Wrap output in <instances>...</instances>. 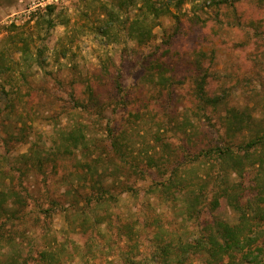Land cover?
<instances>
[{
  "label": "rangeland",
  "instance_id": "1",
  "mask_svg": "<svg viewBox=\"0 0 264 264\" xmlns=\"http://www.w3.org/2000/svg\"><path fill=\"white\" fill-rule=\"evenodd\" d=\"M147 1L169 11L153 17L145 0L121 10L120 0H0V188L24 201L1 232V262L120 264L125 227L143 258L169 238L192 240L203 222L237 220L227 205L190 217L185 191L217 169L188 156L220 144L226 108L253 120L235 143L264 130V1ZM135 21L147 41L129 35ZM204 72L206 94L222 96L213 111L194 96ZM73 129L84 146L68 153L62 138ZM172 171L187 178L173 196L158 184ZM255 174L229 177L245 201ZM40 252L54 260L38 262Z\"/></svg>",
  "mask_w": 264,
  "mask_h": 264
},
{
  "label": "trees",
  "instance_id": "2",
  "mask_svg": "<svg viewBox=\"0 0 264 264\" xmlns=\"http://www.w3.org/2000/svg\"><path fill=\"white\" fill-rule=\"evenodd\" d=\"M145 1V7H148L147 10L153 17L158 15L159 10L164 9L165 13L169 11L167 4L157 8L149 1ZM168 2L178 9L183 0H168ZM134 4L135 0H120L118 10ZM48 9L51 10L50 7ZM144 23L135 21L130 23L129 27V35L140 43L150 38V30L142 27ZM206 77L207 73L204 72L195 80L194 96L201 111L205 109L213 111L223 103L222 96L206 94ZM221 122L225 137L221 139L220 144L201 150L199 154L188 156L189 161L187 160L200 163L208 160L216 167V175L208 174L210 180L208 184H195L196 188L190 186L184 193L183 201L190 217L193 213H198L202 205H207L213 211L220 209L222 205H227L237 215L235 223L229 224L220 220L203 222V228L197 237L190 241L169 238L164 243L156 244L151 254L143 258H137L138 242L135 240L136 236L132 228L125 227L127 250L120 264H190L195 256L203 257L205 264H264V130L258 128L248 141L235 143V137L241 136L249 128L250 133L252 118L246 110L226 108ZM62 139L64 151L68 153L75 151L78 146H84L85 138L82 134L76 133V129L65 134ZM251 167L256 168L254 180L256 196L245 201L242 182H230L229 177L233 172L235 177L240 179L243 172ZM186 181L187 178L179 177L172 171L158 184L163 194L173 196L175 192L181 193V189L187 187ZM95 185L97 187L98 183L95 182ZM204 191L211 193L207 203L204 202ZM21 197L12 188H0V240L1 232L10 227L9 223L21 219L24 215V201ZM53 258L51 254L40 252L37 261L54 260ZM0 264H16V262L10 258L0 261ZM104 264H116V262L107 260Z\"/></svg>",
  "mask_w": 264,
  "mask_h": 264
}]
</instances>
